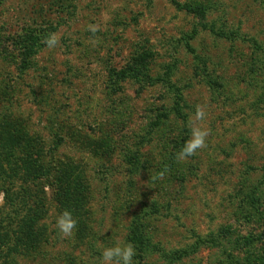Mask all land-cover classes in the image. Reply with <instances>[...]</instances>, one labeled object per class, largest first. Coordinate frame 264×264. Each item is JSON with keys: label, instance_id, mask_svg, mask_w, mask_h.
Masks as SVG:
<instances>
[{"label": "rangeland", "instance_id": "obj_1", "mask_svg": "<svg viewBox=\"0 0 264 264\" xmlns=\"http://www.w3.org/2000/svg\"><path fill=\"white\" fill-rule=\"evenodd\" d=\"M175 2L205 19L171 0H0V123L45 154L61 138L36 186L51 238L18 264H100L117 242L134 244L135 264H264V0ZM135 59L152 79L170 66L186 124L165 84L113 80ZM194 124L207 146L179 160L174 142ZM63 173L84 217L68 238Z\"/></svg>", "mask_w": 264, "mask_h": 264}, {"label": "trees", "instance_id": "obj_2", "mask_svg": "<svg viewBox=\"0 0 264 264\" xmlns=\"http://www.w3.org/2000/svg\"><path fill=\"white\" fill-rule=\"evenodd\" d=\"M171 1L182 11L200 20L205 19L204 10L187 4L179 5L175 0ZM208 30L210 33H214V35L223 39L230 37L227 35L229 33L218 35L213 29ZM194 33L196 31H193L192 34L194 35ZM190 38L189 36L188 40ZM185 45L192 52L187 42ZM137 61V59L133 60L132 65L127 66L118 73L113 71V80L116 78L121 83L127 78H131L130 80L150 83V85L155 84V82L165 84L175 94L176 103L173 115L181 123L186 124V116L181 112L179 107H176L179 106L178 101L181 99L180 90L168 81V77L171 74L170 66L166 68L165 79L162 80L159 77L152 79L147 74V67H144ZM167 116L166 114L157 116V123L153 122V126L156 127L161 120H167ZM15 127L17 126H13L11 122L6 120L0 123V193H4V198L0 203V264H18L22 258L29 259L32 254L42 251L44 246L49 242V237L51 238L52 235L51 231L48 232L45 223L46 216L43 213L45 208L44 199L38 196L41 193V189H37L36 186L40 184L44 157L60 146L61 138L55 135L53 138V149L45 154L41 147L35 145L37 144L36 138H31L22 133L15 135L18 132V129H15ZM182 132L185 136L181 139L180 143L174 142V148L178 152L186 142L188 130L184 128ZM49 163L52 162L50 160L46 162V170H51ZM71 178L72 173H63L62 179L68 186V192L72 190L71 185H69ZM72 184H74V181ZM69 194L71 196L67 198L63 207L73 213L74 218L78 221L77 225H83V210L78 205L80 201L71 192ZM75 232L77 235V230ZM47 234L50 236L48 235L47 237ZM83 238L84 235L81 233L80 240ZM186 257L187 254L185 252L174 254V260L177 262L182 261Z\"/></svg>", "mask_w": 264, "mask_h": 264}, {"label": "clouds", "instance_id": "obj_3", "mask_svg": "<svg viewBox=\"0 0 264 264\" xmlns=\"http://www.w3.org/2000/svg\"><path fill=\"white\" fill-rule=\"evenodd\" d=\"M88 31L95 35L99 31V25L90 24ZM42 43L48 49H54L60 43V38L57 33H49L43 39ZM206 118L204 106L197 105L195 109V121L201 122ZM210 135V131L198 124H194L191 128V136L185 142L181 150L177 153V159L186 160L194 156L197 150L203 149L207 146L206 139ZM164 171L158 175L163 178ZM4 198V193H0V201ZM78 221L74 218L73 213L69 210H64L56 219V228L64 238L71 237L74 230L77 228ZM136 249L134 244L126 242L121 244L117 242L115 246L107 247L103 250L100 264H135L134 257L136 256Z\"/></svg>", "mask_w": 264, "mask_h": 264}]
</instances>
